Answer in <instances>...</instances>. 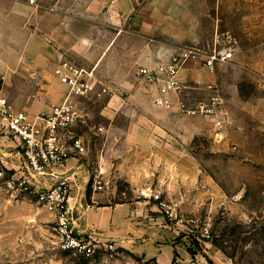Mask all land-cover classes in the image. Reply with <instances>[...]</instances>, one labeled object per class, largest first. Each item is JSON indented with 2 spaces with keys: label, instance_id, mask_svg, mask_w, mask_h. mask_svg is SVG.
I'll return each mask as SVG.
<instances>
[{
  "label": "rangeland",
  "instance_id": "rangeland-1",
  "mask_svg": "<svg viewBox=\"0 0 264 264\" xmlns=\"http://www.w3.org/2000/svg\"><path fill=\"white\" fill-rule=\"evenodd\" d=\"M131 1L135 9L130 20L116 25V46L122 52L130 48L141 58L158 46L174 54L182 48L237 47L234 60L215 72L189 63L183 90L177 91L185 98L184 115L196 110V115L217 117L200 124L208 131L182 144L158 129L152 119L149 156L137 159L149 161L152 171L161 166L166 177H126L132 124L127 116L130 84L116 89L109 80L102 81L96 70L99 80L112 91L99 102L80 100L79 110L86 116L75 132L86 142L88 151L82 159L91 177H72L74 185L77 182L79 189L86 182L87 193L102 195V202L138 200L157 207L151 195L161 191L176 207L180 220L169 222L189 236L193 253L215 247L236 264H264V0H191L192 6L174 4L182 0H164L173 3L162 7L168 15L165 20L159 6L151 4L153 0ZM128 73L130 80V69ZM35 78L30 70L0 73V95L31 112L29 108L40 98L39 90L46 91L35 84ZM213 98L221 102L217 111L201 112L199 106L211 105ZM97 175L104 185L101 191L95 190ZM25 195L42 218L46 207L35 195L0 180V218H12L5 232L0 227V264H158L156 259L116 245L114 249L103 247L91 257L74 255L59 247L49 219L35 226L34 218L24 215L23 222L15 226L9 208Z\"/></svg>",
  "mask_w": 264,
  "mask_h": 264
},
{
  "label": "crops",
  "instance_id": "crops-1",
  "mask_svg": "<svg viewBox=\"0 0 264 264\" xmlns=\"http://www.w3.org/2000/svg\"><path fill=\"white\" fill-rule=\"evenodd\" d=\"M170 2L153 0L151 4L159 6L165 20L168 15L162 7L170 5ZM174 4L192 6L193 3L182 0ZM134 9L135 4L131 0H37L36 4H30L29 0H0V73L6 76L15 71L30 70L35 74V84L46 91L39 90L40 98L29 108L33 113L49 111L54 100L59 103L66 95L67 88L54 73L65 60L94 68L102 81L109 80L116 89L130 84L127 116L132 124L127 141L130 153L126 177H166L161 166L157 167L158 171H152L149 161L137 159L149 156L152 119L159 124L156 126L158 129L167 131L169 136L182 144L208 131L200 124L217 116L184 115L182 107L185 98L182 94L177 91L161 94L157 85L147 84L140 77L141 67L155 68L174 53L169 48L158 46L149 48L145 52L146 57L140 58L135 57L130 48L122 52L116 46L119 31L116 25L130 20ZM135 70L138 71L136 79L139 83L134 76ZM186 71L185 68L180 73L182 83ZM52 90L58 92L59 97L55 98ZM136 119L139 121L136 122ZM8 145L0 141L1 156H15ZM81 159H71L58 171L71 177H91L85 172L86 164L83 159L80 162ZM36 180L44 187L53 184L52 179L36 177ZM77 187L76 182L69 208L74 231L86 239L127 248L156 259L158 264H236L215 247H208L205 253H193L187 242L189 236H184L179 225L169 222L156 204L138 200L102 202V195L90 196L87 193L86 182L79 189ZM18 201V205L9 208L13 210L15 226L23 222L24 215L34 218L35 226L43 219L52 220V225L55 223V213L47 208L42 210L44 216L38 217L37 208L29 196H22ZM11 219L0 218V227L4 232L10 227Z\"/></svg>",
  "mask_w": 264,
  "mask_h": 264
},
{
  "label": "built area",
  "instance_id": "built-area-1",
  "mask_svg": "<svg viewBox=\"0 0 264 264\" xmlns=\"http://www.w3.org/2000/svg\"><path fill=\"white\" fill-rule=\"evenodd\" d=\"M29 2L36 4L37 0ZM236 52L237 47L233 44L206 51L185 48L155 68L141 67L139 75L147 84L157 85L161 94H167L181 90L183 83L180 73L189 63L194 62L215 72L218 67L234 60ZM54 73L67 88V93L61 102L51 105L47 112L32 113L19 109L0 95V141L9 144L8 147L15 153L11 157L0 155V180L12 189L35 195L44 207L55 213L56 221L51 231L59 247L74 255L91 257L103 247L114 249V244H102L76 234L69 208L74 191L73 179L58 169L65 167L71 159H81L88 151L84 139L75 132L76 126L85 118V114L79 110L80 100L99 102L112 90L99 80L94 68L80 66L74 61H63ZM220 103L218 98H213L211 105L201 104L199 110L213 114ZM190 112L195 114L197 111ZM36 177L52 179L53 184L50 187L41 186ZM94 177L95 190H103L104 185L99 179L101 175ZM151 198L167 219L180 222L176 207L163 192H153Z\"/></svg>",
  "mask_w": 264,
  "mask_h": 264
}]
</instances>
